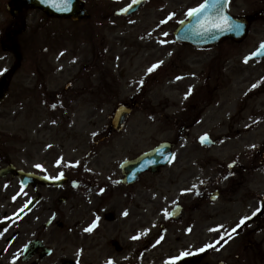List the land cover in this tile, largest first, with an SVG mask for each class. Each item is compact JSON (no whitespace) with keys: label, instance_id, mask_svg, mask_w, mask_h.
I'll list each match as a JSON object with an SVG mask.
<instances>
[{"label":"rangeland","instance_id":"obj_1","mask_svg":"<svg viewBox=\"0 0 264 264\" xmlns=\"http://www.w3.org/2000/svg\"><path fill=\"white\" fill-rule=\"evenodd\" d=\"M8 1L0 0V36L10 20V16L4 11V5ZM84 1L93 15L88 21L76 24L69 21H51L48 24L50 26L48 29L59 34L55 36L57 39L49 41L41 33H38L31 54L24 53L26 60L23 62L28 63L30 67L27 73L35 79L41 76L46 89L37 90L33 96L22 97L30 92L26 91L27 86L24 77L28 78L30 83H34V81L29 75L19 72L12 77L8 97L0 105V153L7 149L6 157L16 163L18 167L29 169V160L34 158L31 153L34 140L52 137L59 132V130L48 125V115L55 116L57 126H65L69 120H72L71 125L74 131L85 132L87 128L91 129L87 126L89 124L87 123V110L91 109L93 107L92 103H94L97 112L92 120L93 125L103 127L107 124V118L116 106L128 102L130 93L134 95L133 93L141 87L140 90H142L144 96L139 109L146 111V114L153 113L151 119L153 121L147 117L144 123L149 127L146 136L150 137L156 136L159 127L166 126L168 128L176 125L177 123L174 122L176 116L189 115L190 103H192L193 98L197 99L196 104L199 100L204 99V77L210 71L206 61L209 56L215 55L216 50L198 52L178 46L172 38L174 27L184 17V11L189 5L197 8L203 0H163V11L156 18L155 14L149 16L145 9L135 17L133 22L137 27L136 30L123 24L113 27L107 25L106 22L97 21L94 17L100 13L101 5H98L95 0ZM127 1L117 0L115 5L110 3L106 6L107 14L111 15L114 9ZM181 2L183 5H179ZM192 7L190 6L189 9ZM30 14L31 19L38 20L41 18L39 13L32 12ZM156 19L158 20L157 23L155 22ZM156 24L160 25L163 32L158 37L150 36V31L155 29ZM139 27L141 28L139 29ZM95 30L97 31L96 34H94ZM257 35H262V33ZM65 36L66 38H64ZM263 39V36L248 39L243 52L236 58V64L239 67H235V70L239 71L238 74L244 75L238 76V78L235 77V81L237 79L240 83L244 81L250 83L264 75V65L255 66L250 64L244 66L242 64V56L251 51L252 42ZM249 46L250 48H248ZM1 49L0 45V75L7 71L13 63L12 55L1 51ZM45 49L47 53H44ZM114 55L120 56L121 61L113 62ZM220 61H224V58ZM154 65H159L162 68L159 67L160 69L151 76L146 84L145 78L149 73L148 70ZM203 66L205 71L201 72ZM213 66L217 68V63H214ZM252 69H254L255 74H248L247 72ZM174 74H178L179 79L172 78ZM211 76L212 80L207 82V85L212 88L215 83L214 71H212ZM68 82L73 83L78 90L81 89L79 93H84L87 90L86 94L93 93L94 95L86 96V94H83L79 97H73L72 93L65 95L61 90ZM236 83L229 90L231 93L236 94L235 96H238L240 93L242 94L247 85H241L242 90H238ZM228 84V80L220 79L216 90L227 87ZM191 91H195L193 96H191ZM221 93L218 91L214 94L217 97L216 105H214V99L211 98L213 105L206 108L207 112L203 116V123L194 129L191 136L194 137L196 134L209 131V129L215 132L214 135L221 133L217 124L220 123L222 113L217 116L212 111L221 110V107H219L222 102ZM55 94L61 96L60 99L63 103L55 99ZM44 95H46V102L42 104ZM48 96L50 97L49 100L47 99ZM53 104L58 106L54 112H52ZM65 105H69L67 113H63L64 108L61 107ZM261 106H264V103ZM250 108L252 109L254 106L251 104ZM229 112L227 113L229 114ZM146 114L144 113V115ZM212 115L216 117H212ZM139 116V113L135 114L134 119L138 120ZM211 119L213 120L212 124ZM176 133V128L172 131L169 128L165 133L157 135L158 140L172 141ZM255 135L257 137L253 139L251 144L263 140L262 133L256 132ZM151 144L150 141L143 142L141 149L149 148ZM199 155L201 156V163L199 167L195 168L196 176L202 172L198 178L199 183L205 182L206 179H210V183H214L218 179L217 169L219 164L223 163L222 157H217L220 161L219 164L208 162V167H206L205 160L208 161V158L212 157V152L207 154V151L199 149ZM69 157H72L69 153L65 154V158ZM259 159H262L261 152ZM76 161L78 160L76 159ZM261 172H264V167L256 175V178L262 174ZM163 173H172V167ZM262 177L264 176L261 175L252 188L260 194H264V180ZM169 193L168 200L172 198L173 191H169ZM240 195L239 192L234 197L238 198ZM229 199L228 196L223 197L221 204L225 205ZM99 231L101 234L103 233V237L98 246H95V250L91 251L88 256H83L85 264H91V262L94 264H110V262L116 264H148L140 260V257L138 258V253L143 245L133 240L134 230L131 232L130 229L121 226L104 225L103 229ZM146 232L156 233L151 229H146L136 232V235L141 236ZM111 238L117 239L121 244L123 248L121 254L114 253L113 249L108 247V241ZM2 245L3 243L0 247ZM84 245L79 244L82 247ZM69 253H73V251L69 249ZM57 255L56 253L55 256ZM109 256L112 257L110 261H107ZM0 262L6 264L5 260H0Z\"/></svg>","mask_w":264,"mask_h":264},{"label":"flooded vegetation","instance_id":"obj_2","mask_svg":"<svg viewBox=\"0 0 264 264\" xmlns=\"http://www.w3.org/2000/svg\"><path fill=\"white\" fill-rule=\"evenodd\" d=\"M95 1L102 7V13L97 17L113 27H116L119 23H124L126 26H131L132 29H136L137 27L132 18L137 17L143 9L147 11L149 16L155 14V18L161 14L163 9V0H147L145 7L130 18H110L103 13L106 10L103 2L106 0ZM108 2L111 3L112 1L108 0ZM15 7L13 6V8ZM228 11L234 18L245 21L247 24V37L258 33L264 35V0H229ZM16 17H23L21 26L23 33H25L22 43L18 38L12 41V51L19 58L22 48L31 49L34 30H29L26 27L27 13L18 14ZM137 19L136 21H138ZM155 22L157 23L158 20L156 19ZM157 31L161 32L162 30L158 28ZM245 40L240 44L233 42H231L233 44H225V48L221 50V54L225 56L232 54L219 68V74L228 75L230 80L228 86L224 88L225 91L229 92L223 95V120H221L220 126L223 129L221 150L225 151L228 149L229 144L237 143L238 140L239 142L234 146L237 151L233 160L236 162H231L232 165L227 167L226 173L220 172L219 176L225 179L222 180V183H225V188L231 186L232 192L245 191L246 195H249V189L245 187L255 180L260 149L264 152V138L258 147L249 146L251 134L261 129L264 135V109H256L264 107L261 106L264 100L258 102L254 99L259 96L258 90L260 88H263L262 98L264 99V77L256 78L250 83L248 81L240 84L236 83L238 90H242L241 85L249 84L245 93L242 92L243 94L240 93L235 96L236 94L233 95L230 92L229 88L231 89L235 77L244 75L238 74L239 71L235 70L237 66L233 61V53L242 48ZM211 59L212 56L207 58L208 65H211ZM256 65H260V63ZM20 69L21 63L17 62L13 67V71L19 73ZM24 69L27 70L26 67ZM247 73L254 75L255 71L252 69ZM260 81L261 83H259ZM66 89H70L73 93L79 91L72 83H69ZM251 104L254 106L252 109L250 108ZM94 113L96 112L93 110L89 112L88 122L92 120ZM60 138L62 141L57 143L59 146L53 145L47 149L48 153L44 158V165H46L48 174L43 173L39 168H35L33 172L51 179L62 178L61 185L57 187H29L23 191L22 199L17 197L10 205L14 206L15 212L18 213L25 208L27 203L36 202V205L23 218L13 221V232L10 241L13 243L12 264L50 263L55 257L53 251L48 258L43 260L40 259L41 251L31 258L24 252L27 245L35 241L40 242L41 245L47 248L55 247L61 254L65 255L68 246L78 247L81 243L85 244L76 252V255L74 254V260L79 259L80 264H85L84 259L79 258L78 255L88 256L91 251L95 250V246H98L103 237L98 227L101 222L106 220L107 214L113 215L112 223L117 220L124 222L131 220V213L127 217L125 215L127 212L125 199L131 203L132 194L135 193L136 204L142 203L139 210L148 208L153 213L158 212L159 206L162 204L160 198L157 203L149 197L146 189L147 184H143L140 188L139 186H126L122 183L120 164L127 158L120 162H118V159L125 155V150L128 148L131 139L130 133L125 134L123 129L119 132L108 129L106 134L102 136L92 135L88 142L89 147L83 159L82 167L73 165L71 169L64 170L60 168L59 155L67 148V140H78L74 142V145L81 148L83 147L84 138H82L81 133L67 131L66 128L61 132ZM78 142H81V144H78ZM244 145L247 147H244ZM187 162L188 174L182 171L179 164L176 173L172 175L173 186L177 189V192L184 191L185 194L177 196V200H175L174 206L178 207L177 220L170 221L167 219L166 225L164 227L160 226L163 230L172 229V234L171 238L164 237L158 242V249L161 248V253L157 254L153 261L156 264H170V262H174V264H212V259L216 258L218 253L217 250L207 248L209 243L206 240L208 241L210 238L204 239L200 235L217 226L215 221L223 216L211 207L212 202L210 200H206L205 190L199 196H196L195 192L189 194V184L192 179L194 180V175L189 171L191 167L196 168L194 149L193 153L187 156ZM93 168H95L94 172ZM7 179L9 178L0 180V182L7 181ZM9 182L11 186L15 184L18 187L16 179H10ZM162 182L163 180L157 181V183ZM6 186H9V184ZM0 187H3L2 183H0ZM149 187L153 188L155 184H150ZM139 189L140 191L145 189V193L141 194ZM6 193H9V190ZM5 215L6 213L0 209V220ZM137 216L135 225H143L142 215ZM259 218L260 216H258ZM234 224L233 221L224 223L223 228L227 230L233 227ZM247 225L252 224L248 222ZM90 227L92 230L86 231ZM242 230L243 227L237 238L226 239L221 246L222 250L228 253L225 260L222 261L223 264H264V221H255L254 227L251 226V231L246 233L245 236ZM260 232H262L263 237H258ZM5 243L9 244V241L6 239ZM197 249H199L198 253L195 252ZM233 251L236 253H231ZM181 253H189V255L181 258ZM63 263L65 262L61 261V258H57L52 264ZM91 264L94 263L91 262Z\"/></svg>","mask_w":264,"mask_h":264},{"label":"water","instance_id":"obj_3","mask_svg":"<svg viewBox=\"0 0 264 264\" xmlns=\"http://www.w3.org/2000/svg\"><path fill=\"white\" fill-rule=\"evenodd\" d=\"M25 2L26 4H29V6L40 8L41 10L55 16H67L72 19H77L85 15L81 4L77 0H68L67 6H63L61 0H25ZM205 5H207V7L203 12L199 15L190 16L188 21L182 23L178 27L175 32V38L177 41L184 43L195 42L197 44H207V42L219 38L221 39L223 36L225 37V35H227L224 31H219L215 27L218 18H214V12L212 10L215 5V0H209ZM218 13H225L223 10V2H221V12ZM6 86V80L0 81V99L5 94ZM119 112L121 117L126 115L122 110H119Z\"/></svg>","mask_w":264,"mask_h":264},{"label":"snow or ice","instance_id":"obj_4","mask_svg":"<svg viewBox=\"0 0 264 264\" xmlns=\"http://www.w3.org/2000/svg\"><path fill=\"white\" fill-rule=\"evenodd\" d=\"M221 2H224V0H221ZM61 3L63 6H67L68 0H61ZM206 7H207V5H201L199 8H194V9L190 10L187 13V15L188 16L199 15L201 12H203L205 10ZM169 19H171V17H169ZM215 27L219 31H228V30L232 29L233 27H235L238 30L240 25L237 24V25L233 26L230 18L227 15H224L223 13H221L217 18V22L215 23ZM260 47H261V49H264V45H261ZM247 62L248 61L246 60L245 63H247ZM157 67H159V65H154L148 71L151 72ZM254 87H255V85H254ZM206 139H207V137H203L202 141L206 140ZM47 178L48 177H45V179H47ZM125 215H127V213H125ZM243 223H244V221H241V224H243ZM91 230H92L91 227L86 229V231H91ZM133 239H136V237H134ZM209 247H214V246L210 245ZM187 255H189V253H181V258H183ZM170 264H174V262H170Z\"/></svg>","mask_w":264,"mask_h":264}]
</instances>
